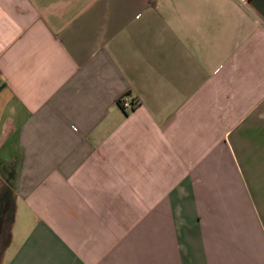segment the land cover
<instances>
[{"label":"crops","instance_id":"0c3cea01","mask_svg":"<svg viewBox=\"0 0 264 264\" xmlns=\"http://www.w3.org/2000/svg\"><path fill=\"white\" fill-rule=\"evenodd\" d=\"M0 264H264V0H0Z\"/></svg>","mask_w":264,"mask_h":264},{"label":"built area","instance_id":"2783aa9c","mask_svg":"<svg viewBox=\"0 0 264 264\" xmlns=\"http://www.w3.org/2000/svg\"><path fill=\"white\" fill-rule=\"evenodd\" d=\"M138 101L136 100H129V98L124 97L122 106L125 110H127L128 112L133 111L136 107H137Z\"/></svg>","mask_w":264,"mask_h":264}]
</instances>
